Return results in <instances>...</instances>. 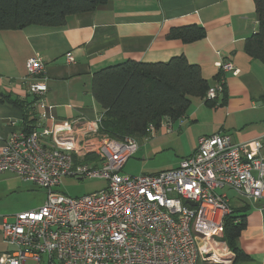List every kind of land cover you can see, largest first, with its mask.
Returning <instances> with one entry per match:
<instances>
[{"label": "built area", "instance_id": "obj_1", "mask_svg": "<svg viewBox=\"0 0 264 264\" xmlns=\"http://www.w3.org/2000/svg\"><path fill=\"white\" fill-rule=\"evenodd\" d=\"M25 67L33 78L28 92L37 98L38 124L0 138V174L44 190L45 200L0 223L2 242L10 248L0 253V264H231L234 254L223 239L224 219L232 213L226 192L264 204L259 140L236 144L221 132L201 136L177 167L125 177L122 170L139 151L140 139L101 134V119L77 128L73 121L55 120L42 102L44 79H35L43 76L44 64L36 56ZM216 67L220 79L208 89V100L222 93L223 75L235 73L228 62ZM147 131L155 132L152 126ZM64 177L107 185L71 198L54 190Z\"/></svg>", "mask_w": 264, "mask_h": 264}, {"label": "crops", "instance_id": "obj_2", "mask_svg": "<svg viewBox=\"0 0 264 264\" xmlns=\"http://www.w3.org/2000/svg\"><path fill=\"white\" fill-rule=\"evenodd\" d=\"M257 24L253 0H115L94 11L70 15L58 27L31 25L0 31V138L38 124L36 97L28 92L33 78L25 67L31 58L38 56L44 64L43 76L35 77L39 83L43 78L46 86L42 102L51 107L55 120L73 121L77 128L79 123L101 119L104 113L91 93L94 73L127 60L163 63L184 56L189 64L199 66L210 88L220 74L217 63H230L235 73L223 75V91L214 108L191 97L186 113L174 122L164 120L154 134L171 141L185 135L196 145L199 137L221 132L236 144L259 140L264 157V66L243 50ZM187 26L202 28L204 38L189 44L168 38L171 30ZM164 125L171 127L169 134ZM155 139L150 136L148 141ZM194 148L193 144L179 161ZM226 195L231 210L245 218L237 239L245 259L235 264H264V204ZM3 246L0 234V249Z\"/></svg>", "mask_w": 264, "mask_h": 264}, {"label": "trees", "instance_id": "obj_3", "mask_svg": "<svg viewBox=\"0 0 264 264\" xmlns=\"http://www.w3.org/2000/svg\"><path fill=\"white\" fill-rule=\"evenodd\" d=\"M115 0H0V31L21 30L36 25L58 27L66 17L94 11ZM257 31L244 42V52L264 66V0H253ZM198 26L173 29L169 39L185 44L204 38ZM220 74L215 78L219 81ZM210 84L199 66L189 64L184 56L167 62L140 63L131 60L106 67L93 74L91 93L104 110L99 132L115 140L125 137H149V126L156 132L164 120L181 118L190 106V98H200L208 108L218 100L206 99ZM37 98L35 100V103ZM37 115V113H36ZM35 126H26L29 132ZM244 217L232 213L224 219L223 239L234 254V264L245 259L237 239L245 227Z\"/></svg>", "mask_w": 264, "mask_h": 264}, {"label": "rangeland", "instance_id": "obj_4", "mask_svg": "<svg viewBox=\"0 0 264 264\" xmlns=\"http://www.w3.org/2000/svg\"><path fill=\"white\" fill-rule=\"evenodd\" d=\"M151 137L157 138L154 141H148L150 136L140 138V152L126 163L121 175L136 176L172 168L177 164L181 155L188 154L193 144L196 146L185 135L173 141L167 136H159V133H153ZM146 151L147 153L143 154ZM106 185L105 181L98 179L75 180L64 177L54 190L71 198H78L102 190ZM227 193L230 196L234 195L230 191ZM44 200V190L20 180L11 173L0 174V222L4 218L8 219L7 222H11L12 219L9 216L37 209L42 206ZM5 248H7L6 245L0 250H5Z\"/></svg>", "mask_w": 264, "mask_h": 264}, {"label": "water", "instance_id": "obj_5", "mask_svg": "<svg viewBox=\"0 0 264 264\" xmlns=\"http://www.w3.org/2000/svg\"><path fill=\"white\" fill-rule=\"evenodd\" d=\"M193 205V204H192Z\"/></svg>", "mask_w": 264, "mask_h": 264}]
</instances>
